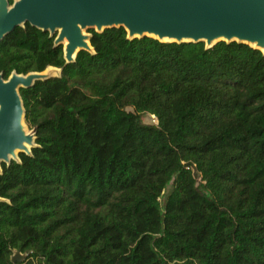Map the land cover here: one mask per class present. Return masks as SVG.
<instances>
[{"label":"trees","instance_id":"1","mask_svg":"<svg viewBox=\"0 0 264 264\" xmlns=\"http://www.w3.org/2000/svg\"><path fill=\"white\" fill-rule=\"evenodd\" d=\"M87 34L68 63L28 23L0 41L5 79L57 70L19 90L35 145L0 166V264H264V51Z\"/></svg>","mask_w":264,"mask_h":264},{"label":"water","instance_id":"2","mask_svg":"<svg viewBox=\"0 0 264 264\" xmlns=\"http://www.w3.org/2000/svg\"><path fill=\"white\" fill-rule=\"evenodd\" d=\"M25 23L54 35L67 63L79 51L91 50L88 29L114 27L123 28L129 38L207 47L237 41L264 51V0H0V41ZM45 71L11 73L6 79L0 74V166L29 154L35 145L34 133L25 129L19 90L53 76ZM25 256L14 251L11 262Z\"/></svg>","mask_w":264,"mask_h":264},{"label":"rangeland","instance_id":"3","mask_svg":"<svg viewBox=\"0 0 264 264\" xmlns=\"http://www.w3.org/2000/svg\"><path fill=\"white\" fill-rule=\"evenodd\" d=\"M85 32V31H84ZM86 34H87V31H86ZM53 69V68H52ZM54 70V69H53ZM45 72H49L50 74H52L53 76L54 75H56L57 74V71H51V69H46V71ZM153 121H154V119H153V117H147V116H143L142 117V122L143 123H153ZM25 125V124H24ZM25 129H26V131L27 132H32V130L31 129H29L26 125H25ZM170 190V186H168L167 187V189H166V191H165V193H164V195H163V197L162 198H164L165 196H166V194L168 193V191ZM26 258V256L23 258V260Z\"/></svg>","mask_w":264,"mask_h":264},{"label":"bare ground","instance_id":"4","mask_svg":"<svg viewBox=\"0 0 264 264\" xmlns=\"http://www.w3.org/2000/svg\"><path fill=\"white\" fill-rule=\"evenodd\" d=\"M65 44V43H64Z\"/></svg>","mask_w":264,"mask_h":264}]
</instances>
